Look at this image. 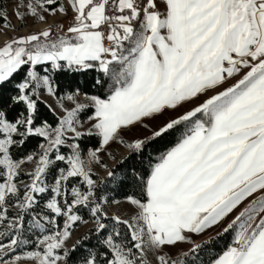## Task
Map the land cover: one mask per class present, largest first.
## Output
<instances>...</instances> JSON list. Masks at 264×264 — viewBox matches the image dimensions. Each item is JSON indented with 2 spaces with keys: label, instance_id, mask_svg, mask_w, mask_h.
<instances>
[{
  "label": "snow or ice",
  "instance_id": "obj_1",
  "mask_svg": "<svg viewBox=\"0 0 264 264\" xmlns=\"http://www.w3.org/2000/svg\"><path fill=\"white\" fill-rule=\"evenodd\" d=\"M12 15L0 264H264V0H15ZM29 18L42 27L18 33Z\"/></svg>",
  "mask_w": 264,
  "mask_h": 264
},
{
  "label": "rangeland",
  "instance_id": "obj_2",
  "mask_svg": "<svg viewBox=\"0 0 264 264\" xmlns=\"http://www.w3.org/2000/svg\"><path fill=\"white\" fill-rule=\"evenodd\" d=\"M14 3H15V0H0V7H6L7 8V10H8V18H9V20H10L12 25H16L18 23L16 18L12 15V8H13ZM50 19H55V18H50ZM67 20H68V17H63L62 18V22H64V23H67ZM41 27H42L41 24L33 23L31 18H29L27 20V22L24 24V26L17 28L16 31L18 33H23L25 31H28V30H31V29H39ZM3 28H4L3 23L0 22V29H3ZM11 35H13V31H12L11 28H7V29H4L3 31H0V41L5 40L6 38H8ZM51 102H52L51 99H49V103H51ZM149 123H150V126H151L152 124L158 123V120L151 121ZM131 134H146V133H145V130L140 129V128H136V129L133 130V133H130V135ZM113 150L117 154V160L119 159L120 154L125 152V149L122 146H120L119 148L114 147ZM108 163L112 164L114 162L109 160ZM125 207L126 206L121 205L119 209L109 208L108 210L110 212L113 211V210L123 211ZM83 227L86 228V227H88V225H84ZM77 231H81V229H78ZM217 231H219V228L218 227H214V228L210 229L209 231L205 232L204 235H203V238L206 239L209 235H214ZM76 234H77L76 232L73 233V238H75ZM193 238L195 240H200L201 239V237H198V236H194ZM69 243H71V241Z\"/></svg>",
  "mask_w": 264,
  "mask_h": 264
},
{
  "label": "trees",
  "instance_id": "obj_3",
  "mask_svg": "<svg viewBox=\"0 0 264 264\" xmlns=\"http://www.w3.org/2000/svg\"><path fill=\"white\" fill-rule=\"evenodd\" d=\"M86 78V75L85 77H68L66 74H57L56 75V79L57 80H67V79H72V80H82V79H85ZM4 89L5 91L8 89V85H4ZM39 117L40 118H47L50 122L54 119L51 115V113H49L47 111V109L43 106V105H40L39 106V113H38ZM36 142L35 138L33 139H30L28 144L26 145V147H31L33 146V144ZM164 145V142L163 141H158L156 142L155 144L151 145L150 147L156 149V151H160L162 150V146ZM147 151V149H146ZM153 155H155V152H153ZM119 160V159H118Z\"/></svg>",
  "mask_w": 264,
  "mask_h": 264
}]
</instances>
